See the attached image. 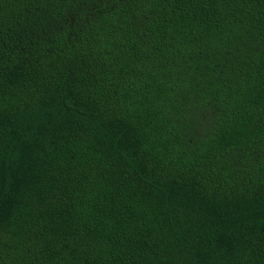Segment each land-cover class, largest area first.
<instances>
[{
    "label": "trees",
    "instance_id": "obj_1",
    "mask_svg": "<svg viewBox=\"0 0 264 264\" xmlns=\"http://www.w3.org/2000/svg\"><path fill=\"white\" fill-rule=\"evenodd\" d=\"M0 264H264V0H0Z\"/></svg>",
    "mask_w": 264,
    "mask_h": 264
}]
</instances>
